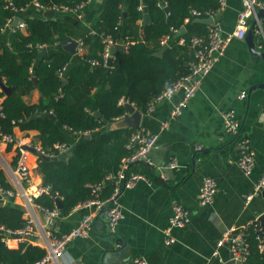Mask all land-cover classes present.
Here are the masks:
<instances>
[{
  "label": "trees",
  "instance_id": "16d2710c",
  "mask_svg": "<svg viewBox=\"0 0 264 264\" xmlns=\"http://www.w3.org/2000/svg\"><path fill=\"white\" fill-rule=\"evenodd\" d=\"M32 1L0 0V28ZM36 1L51 10L54 5L74 7L83 0ZM92 4L96 14L79 38L86 46L82 56L61 46L74 37L78 20L73 14L74 21L66 20L62 15L69 13L63 11L54 16L24 17L25 30L7 32L0 44V76L10 89L5 94L0 87V132L13 133L14 126L29 123L38 132L39 143L35 145L47 154L56 153L53 146L57 142L73 144L65 158L37 156L36 160L41 183L60 196L62 215L87 199L97 196L106 200L110 196L114 184L105 177L116 173L121 160L136 147L127 144L137 128L108 126L127 113L119 99L145 113L154 96L188 73L194 59L190 39L207 36L210 25L196 21L191 10L204 17L219 9L218 0H100ZM143 6H147L150 18L146 24L140 22ZM87 9L88 5L84 12ZM185 18L189 21L184 22ZM181 27L184 31L175 35ZM106 35L122 40L127 49L122 46L114 51L109 68L91 65L90 59H101L102 37ZM164 36H169L167 47L158 55ZM38 45L48 48L41 56ZM35 87L40 94L38 101L27 102L24 97ZM85 132L90 137L86 138ZM0 184L12 188L1 165ZM97 185L100 189L95 190ZM33 199L47 208L58 206V200L47 194ZM0 225L11 231L24 227L21 206L11 200L0 203ZM242 232L244 264H264L259 231L249 223ZM3 235L0 231V264H32L45 254L44 249L28 242L7 246Z\"/></svg>",
  "mask_w": 264,
  "mask_h": 264
},
{
  "label": "crops",
  "instance_id": "0c3cea01",
  "mask_svg": "<svg viewBox=\"0 0 264 264\" xmlns=\"http://www.w3.org/2000/svg\"><path fill=\"white\" fill-rule=\"evenodd\" d=\"M94 2L100 0L89 1L83 18L75 24L74 37L70 39L77 42L92 22L96 14ZM242 7L243 0H225L212 16L213 21L219 23L223 33H230L236 27ZM32 15L45 14L44 10L30 5L19 10L16 16L23 21L24 17ZM62 16L70 22L75 19L71 14ZM253 18L254 15L248 24ZM9 31V28H3L0 32V44L5 42ZM255 47L264 51V39L259 34H255ZM263 82L264 60L249 51L244 37H233L204 76L200 88L168 126L162 125L169 119L173 104L183 96L182 91L160 101L152 111L142 113L140 128L157 133L158 139L156 146L149 151V162L136 163L133 169L143 173L151 183L138 181L122 192L118 201L123 218L114 232L107 229L105 215L100 209L96 210L90 234L71 240L60 256L59 264H103L102 250L110 237H122L125 241L128 259L117 264H129L135 257L144 258L146 264H206L225 229H243L249 222L257 220L264 212L262 193L254 194L247 202L245 198L264 171V89L259 87ZM241 91L246 92L243 99L238 97ZM39 96L35 87L24 99L35 103ZM227 109L235 111L240 132L248 136L254 151L255 165L249 175L240 170L237 164L240 150L234 138L225 133L221 113ZM120 118L108 126L113 128L114 122ZM37 133L29 123L13 128L15 138L34 145L39 143ZM7 147L8 144L0 140V156L13 166L15 152L12 147ZM72 147L73 144L67 155ZM174 159L177 165L171 168L169 164ZM36 160V153L30 152L32 182L28 190L31 193L41 183ZM204 176L213 177L217 183L213 200L207 205L198 202V189ZM174 203L188 211L189 220L182 227H172L170 234L166 235L163 230L168 225ZM87 212L81 203L66 215L59 210L58 215L50 220V227L55 232H66ZM35 213L40 222H45L41 211ZM168 238L173 240L167 243ZM217 251L219 263L228 264L229 246L222 245Z\"/></svg>",
  "mask_w": 264,
  "mask_h": 264
},
{
  "label": "built area",
  "instance_id": "2783aa9c",
  "mask_svg": "<svg viewBox=\"0 0 264 264\" xmlns=\"http://www.w3.org/2000/svg\"><path fill=\"white\" fill-rule=\"evenodd\" d=\"M90 0H83L74 7H59L54 5L51 10L49 8H43L36 0H33L30 4L36 6L45 11H63L69 14L75 15L77 19H82L84 16V8L89 4ZM219 8H221L225 0H218ZM29 4V5H30ZM262 5L261 0H243V7L240 10L236 27L230 33H223L219 23L214 20L210 24L208 33L205 39L200 37H193L190 39V46L193 49L194 59L190 63L189 71L185 75L175 80L172 84L166 86L159 94L154 96L148 104L147 112L154 109L157 103L171 97L177 91H182L183 96L176 101L170 112L169 119L163 123V127L169 125L170 121L174 119L181 112L182 108L186 103L194 96L197 90L200 88L204 76L210 71L214 62L222 55L228 43L233 37L243 38L249 19L255 15L256 8ZM163 6V5H162ZM25 9V8H24ZM20 9V10H24ZM192 16L200 17L201 14L198 11L191 10ZM214 14H209L213 16ZM208 16V15H207ZM15 18V17H14ZM13 19H7L5 24L0 28V32L3 28H9L10 31L21 30L24 31L26 24L22 21L17 23L15 26H11ZM189 21V18H185L184 22ZM91 30V33H94ZM254 34L261 35V29L259 25L254 28ZM169 36H164L161 39L162 44H167ZM264 39V36H262ZM182 42V40H181ZM103 48L101 51V59H90L91 65L102 64L106 67H111L109 61L113 58L112 48L121 44L124 45L123 41H117L112 36L106 35L102 37ZM39 48L45 47L44 45H38ZM127 49V45L123 46ZM86 51L85 43L82 39L77 40L75 47V54L82 56ZM63 70H65L63 68ZM61 71V75L62 72ZM246 96L245 91H241L238 97L243 99ZM124 99L120 98L118 103H124ZM126 102V101H125ZM128 102V101H127ZM131 103V102H130ZM134 105L133 103H131ZM221 119L224 125L226 135L233 137L237 147L240 150V155L237 159V164L240 170L245 174L249 175L255 165L254 151L250 145L248 136L240 132V122L233 109H227L221 113ZM89 134L88 132L83 133ZM158 134L150 132L144 128H137L135 133L132 135L130 142L127 147L131 144H136V147L130 154L125 156L120 163L119 169L114 174H109L105 177V180L113 182L114 187L112 193L106 200H102L97 196L87 199L82 202V206L86 207L88 212L66 232H55L50 227V220L56 217L59 213L58 206L54 208H47L34 202V197L40 194H47L53 197L55 200H59L60 196L57 192H54L48 185L42 183L35 186V190L31 193L28 190L31 184V167L29 164L30 148L35 149L36 156L41 154L49 157H60L68 154L70 146L64 142H57L53 148L56 153H44L37 145L31 144L30 142L20 140L14 137L13 133H2L0 132V140L5 144H11L15 152V163L13 164L14 170L11 166L3 160L0 156V165L4 170L8 181L11 183L12 188L7 189L0 184V203L6 201H13L21 206L22 215L25 219V225L21 229L11 231L4 230L0 225V231L3 232L2 241L7 246L18 245L21 242H28L33 245H37L45 250L44 256L32 263V264H46L54 263L59 264V258L63 254L67 244L74 238L87 237L93 227V217L96 210L105 207L107 216V226L111 232H114L117 224L123 218V210L119 203V197L125 189L132 188L138 181H146V176L133 169L136 163L149 162V151L156 146ZM199 148V147H198ZM177 165L176 160H172L169 164L171 168ZM95 190L100 189V185L95 186ZM217 190V183L211 176H204L201 180L198 189V202L201 205L210 204L213 200L214 194ZM262 193L264 197V171L260 174L253 186V191L246 196V202L249 201L254 194ZM41 211L45 217V222H40L36 217V211ZM189 220L188 211L179 203H174L171 207V215L168 220L167 227L164 228L166 235L170 234L172 227H182ZM249 223H252L254 228L259 231L257 238L261 240L260 249L264 250V231L259 222L255 219ZM245 228V227H244ZM243 228V229H244ZM243 229L227 228L219 236L216 242V249L212 252L206 264H217L220 261L217 258V248L227 244L229 246L230 253L234 264H244L246 245L243 239ZM20 235V237H15ZM173 239L168 238L167 243ZM129 264H146L144 258L135 257Z\"/></svg>",
  "mask_w": 264,
  "mask_h": 264
},
{
  "label": "water",
  "instance_id": "95a60500",
  "mask_svg": "<svg viewBox=\"0 0 264 264\" xmlns=\"http://www.w3.org/2000/svg\"><path fill=\"white\" fill-rule=\"evenodd\" d=\"M165 12L168 14L169 11L166 7H164ZM143 11V24L149 23L150 18L148 15V8L147 6L142 7ZM45 16H53L54 12L53 11H45L44 12ZM196 21L204 22L206 24H212L213 17L208 16V17H197L195 18ZM22 22V19L18 16H16L11 23V26H15L17 23ZM259 25L261 29V35L264 36V0L263 3L260 7L256 8V12L254 15V18L252 21L247 25L245 34H244V39L246 41V44L248 46V49L250 52H252L255 55H258L260 58L264 60V51L258 50L255 47V34H254V28ZM184 31V27H181L179 31L175 33V35L180 34L181 32ZM76 41L73 39H67L62 42L61 46L65 48L67 51H69L71 54H75V47H76ZM167 47V44H163L161 48L156 52V54L160 55L162 51ZM121 48V44H117L112 48V52L116 51L117 49ZM46 52V48L42 47L39 49V56L43 55ZM35 82V80H34ZM62 82H65V79L62 80ZM0 87L1 90L7 94L10 89L6 86L5 82L3 81L2 77L0 76ZM260 88L264 89V82L259 85ZM251 91V88L249 89V92ZM125 108L127 110V114L122 116L119 120L114 122V127H133V128H139L140 127V121L142 117V112L137 110L134 105H132L130 102H126ZM96 116H99V112L94 113ZM51 118H54L53 115L50 114ZM113 127V128H114ZM86 138L90 137L89 134L84 135ZM31 152L35 153L34 148H30ZM41 158L43 159H48V156L41 154ZM11 168L14 170V166H11ZM58 208H61V202L58 200ZM100 212H102L105 215L106 218V224H107V216H106V210L105 207L100 208ZM257 221L261 225V227L264 228V212L258 216ZM109 229V228H107ZM110 236V235H109ZM15 237H20V235H15ZM125 241L124 239L121 238H114L108 239L105 242V246L102 250V260L103 264H117L118 262H125L128 259L127 256V250L125 249ZM228 264H234V261L232 259V255L230 253V260Z\"/></svg>",
  "mask_w": 264,
  "mask_h": 264
},
{
  "label": "rangeland",
  "instance_id": "374dc122",
  "mask_svg": "<svg viewBox=\"0 0 264 264\" xmlns=\"http://www.w3.org/2000/svg\"><path fill=\"white\" fill-rule=\"evenodd\" d=\"M7 161V160H6ZM8 163H10L9 161H8Z\"/></svg>",
  "mask_w": 264,
  "mask_h": 264
}]
</instances>
